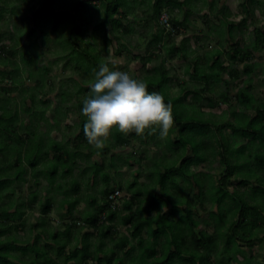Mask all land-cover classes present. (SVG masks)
<instances>
[{
    "label": "rangeland",
    "instance_id": "obj_1",
    "mask_svg": "<svg viewBox=\"0 0 264 264\" xmlns=\"http://www.w3.org/2000/svg\"><path fill=\"white\" fill-rule=\"evenodd\" d=\"M155 1L121 0L123 4L117 5L113 18L126 13L120 21L126 33L117 31L114 22L105 19L100 0H0V46L10 50L0 53V106L7 104L2 100H8L10 112H16L10 116L17 135L28 137L32 131L35 140L44 144L48 139L59 142L75 154L67 163L63 161L70 167L68 173L62 174L59 168L51 185L38 172L53 156L49 152L44 158L46 146L34 170L24 164L19 179L14 169L17 154H11L8 165L0 154V182H6L0 186V243L13 241L16 247L35 243L39 255L45 254L44 264H52L62 263L85 240L86 259L81 260L77 253L66 264H103L93 257L102 258L104 252L112 258L111 264L115 258L124 264H138L141 247L132 235L131 224H122L120 215L125 213L121 205L139 190L140 196L130 208L135 220L151 219L161 210L174 225L189 211L195 223L193 233L186 229L178 233L183 242L182 259L176 256L171 264H264V239H257L264 236V165L256 164L253 158L256 154L264 158V146L235 132L258 111L264 112V0H176V4H183L179 6L175 0H162L153 10ZM77 2L82 3L81 9H87L82 18L72 22V8ZM163 10L172 20L183 19L175 25L177 33L172 36L165 34L159 24ZM71 26L81 32L80 48L90 45V54L95 58L97 54L110 68L143 80L156 77L157 67L163 68V92L169 98L180 99L176 109L184 128L180 145L171 146L179 140V128L173 125L165 137H160L158 131L145 135L120 131V143L113 137V128L104 155L84 142L81 121L87 116L81 109L91 95L94 68H84V59L68 44ZM235 50L238 54L247 51L249 57L243 61L232 59ZM216 52L220 53L219 68L214 67ZM25 54L31 58L27 60L30 66L23 59ZM244 64L251 67L250 73L243 71ZM192 68L197 72L195 79L190 78ZM216 71L218 78L203 81L202 74ZM185 92L189 93L185 96ZM239 92L247 94V102L238 101ZM26 95L32 98L22 99ZM27 122L29 127L24 125ZM255 124L264 128L262 119ZM14 139L11 134L9 147L18 145ZM224 161L232 168L229 180L245 183L235 191L256 211L252 210L257 222L249 231L255 235L249 242L250 233L241 225L236 227L237 238L230 237V223L238 220L232 200L216 202L218 177L226 168ZM173 165L181 166L186 175L172 173L161 185L158 174ZM73 183L77 184L76 191L71 188ZM113 190H119L123 197L117 209L104 207L106 196ZM148 192L164 196L167 201L156 210L141 212ZM32 194L36 196L33 201ZM44 204L50 208L47 214L41 211ZM99 210L105 216L114 213L113 220L105 223L109 229L95 230L84 222L86 214ZM70 224L75 226L68 231L69 241L65 243L66 225ZM201 235L209 238L208 248L193 242V237L199 239ZM140 237L142 245L153 246L148 226L142 227ZM122 239L126 240L123 245ZM164 243V236H158L155 258L163 255ZM61 244L64 253L60 255L57 248ZM34 255L13 249L8 261L30 264ZM150 261L146 259L142 264Z\"/></svg>",
    "mask_w": 264,
    "mask_h": 264
},
{
    "label": "trees",
    "instance_id": "obj_2",
    "mask_svg": "<svg viewBox=\"0 0 264 264\" xmlns=\"http://www.w3.org/2000/svg\"><path fill=\"white\" fill-rule=\"evenodd\" d=\"M100 1H102L104 4L102 6H103V10H104L105 19L108 21H110V20L113 21L114 22L113 24L116 26L117 31L118 30L119 31L120 30L125 31L126 28H123L121 26L120 21L122 18L126 17V13H120V16H118L115 20L113 18L114 14L118 10L117 5L123 4L121 2V0H100ZM161 3H162V0H156L152 5L153 10L156 8V6L159 7V5ZM174 3L176 6L183 5L182 3L176 4L177 3L176 0ZM184 4H187V3H184ZM81 5H82L81 2H77L73 6V8H72L73 14H71V17H70L72 22L74 20H77L78 17L79 18L83 17L84 12L87 8L81 9ZM157 10H158V8H157ZM156 12L154 15H156ZM159 16H160V14H159ZM169 21L173 27H176L175 25L180 24L183 21V19L181 22H177V20H174V19L172 20L171 15L169 14ZM162 31L164 32L163 29H162ZM127 32L128 31L126 30V33ZM68 33H69L68 44L73 48L72 51H74L75 54L79 55L80 57H82L84 59L85 62L81 61L82 65H83V63H86L84 68H88L89 65H91L94 69L98 70L100 64L103 62L100 60V58L98 57L97 54H96V56H97L96 58L90 54V51L88 50V48L91 47L90 45L86 48H83V49L80 48V42L78 39H80V37L82 35H81V32L78 30V27L71 26L69 28ZM176 33H177V31H176ZM165 34L168 35L169 33H165ZM255 34H257V37H259L260 33L258 31H256ZM169 36H172V35L169 34ZM80 50H84V51L81 52ZM0 53H10V50L6 49L4 46H0ZM25 53H27V52H25ZM216 53H217L216 55L214 54L215 57H213L214 58V67L219 68L221 66H220V63H219V60L217 57L220 53H218V52H216ZM231 55H232L231 56L232 59H236L238 57L242 61L249 57V53L247 51L240 52L238 54L235 50V52L232 53ZM23 59L30 66V63L27 60H30L31 58H29L28 54L23 55ZM93 59H96L98 65H95V61ZM212 67L213 66H211L209 68V70ZM192 69L193 70H191L189 73L190 78L195 79V77L197 76V72H196L195 68H192ZM221 69L226 70L225 67H223ZM212 70H213V68H212ZM186 71H188V70H186ZM243 71H245V73L248 74L251 71V67L244 64L243 65ZM156 74H157L156 77H150V78H147L144 80L147 81L149 91L161 92L165 97V101L166 102L170 101L173 105V112L175 115L173 126L176 127V129L179 128V130H178L179 140L176 142H173L171 144V146L173 147V145H175L174 148H176L177 145H180L183 142L182 134L184 132L183 131L184 128H182V123H183L182 121L183 120L181 118V114L179 113L177 115L178 111L176 110L177 106L181 105L180 99L178 98V96L174 97V98L173 97L169 98L167 96V94L165 92H163L165 90V85H166L165 84L166 75H165L162 67H157ZM237 74H238V72L235 71V75H237ZM29 75H30V72H29ZM202 76L204 77L203 81L206 82L209 78H214V79L218 78V72L217 71L214 73L210 72L208 74H202ZM188 93L189 92H185L184 95L186 96ZM27 98L30 99V98H32V96L26 95V97H23L22 99L26 100ZM237 99L239 102H247L249 97L244 92H239ZM2 103H7V104L5 106H0V108H1V114H0V154L3 156L4 161H7V165L9 163V160L11 159V154H13V153L17 154L16 155L17 158L15 160V165H14V169H16L15 170L16 178H18V179L20 178L21 172H22V166L24 164L28 165L32 170H34V168L38 165L39 160L41 158L39 156V154L41 153L43 146L47 147L46 150L43 151V155L45 156L44 158H46L49 155V152H53V156L51 159L48 160V164L41 171H38V172H40L41 175H44V177H46L47 182L50 185L53 184L54 176L56 174H58L59 168L62 170L61 171L62 174L68 173L70 167L68 165L66 166L65 162L67 163L68 161H70L74 157L75 154L67 152L65 147L61 146V144L59 142L51 141L50 139H48L47 144H44V142L41 140H35L36 136L32 131L29 133L28 137H26V135L23 137L17 135V133H15L16 131L14 130V128L11 127V122L13 119L12 116H14L16 112H13V113L10 112V106H9L8 100L4 99V100H2ZM40 113H42V112H40ZM10 115H12V116H10ZM257 119L264 120V112L263 111H258L257 116L255 118L248 120L245 125L239 126L237 129L238 131H235V132H241V133L245 134L246 136H250L253 139H255L259 145L264 146V128L260 125L255 124V121ZM86 121H87V119H84V121H81V137H82V139H84V142L91 145L88 142V140L84 134V125H85ZM29 124H30V122L24 123L25 127L26 126L29 127ZM206 125H209V123H207ZM114 130H116V132L113 134L115 141L117 143L122 142L123 139L120 135V130L118 128H114ZM130 132H132V131H130ZM11 134L15 135V139L13 141H14V143H16V142L18 143V145L16 144L17 145L16 147H13L12 146L13 144L10 147L8 146V141L10 140ZM196 145H197V147H199V143H196ZM24 146H26V147L23 148ZM189 149L190 148H188L187 150H189ZM195 149H196V147H194L193 150L192 149H190V150L192 152H194ZM107 151H108L107 150V143L105 142V146L102 149H100V152L102 155H104L107 153ZM21 153H23V158H21ZM219 155H220V153H219ZM179 157H181V156L179 155ZM253 158L255 159L256 164L264 165V158L261 155L256 154ZM198 159H199V161L202 160L201 158H198ZM64 160H65V162H63ZM224 162L226 163V168L224 170L223 175H220L218 177V189H217L216 202L219 203L223 199L232 200V202L234 203V211L233 212L237 213L238 220H237V222H231L230 223V225H231L229 228V231L231 233L230 237L237 238L238 234L236 232V227L238 225L239 226L241 225V227L244 230H246L245 232L250 233L248 238H247V242H249V241H251L252 237H254V235H255L253 232H249L253 228V226H251V224L253 225L254 223L257 222V218H254V215L252 212V210L255 211V209L248 206L246 204V202L244 201V199L242 198V195L235 191L236 187L242 185L243 182L241 180H238V181H233V180L230 181L229 180L230 176L232 174V168L228 164V161H224ZM174 165L165 167L164 171L162 173L158 174V182L161 185L165 182L166 179H169V177L172 173L181 172V175H186V173H184V171H182L181 166H179V168H175ZM102 177H103V180H107L106 175H103ZM5 183H6L5 180H3V182H0V186L4 187ZM34 183H36V182H34ZM244 184L245 183H243V185ZM71 188L73 189V191H76L77 184L76 183L71 184ZM108 195L106 196V202H105L106 204L104 207L108 206V201H107ZM148 195L149 196H148V199L146 201V205L144 208H142L141 212H146V213L151 212L159 204H164L167 201L166 200L167 198H165V199L163 198L164 196L161 198V196H158L152 192H148ZM139 196H140V191L136 190L135 193L133 194V196L130 197V200L127 202H124L121 205L122 209L125 213L120 215V220H121L122 224H124V225H130L131 224L132 235L134 237H137V243L141 247V250L139 252L140 258H139L138 264L144 263L146 261V259H151V261L148 262L147 264H171L173 258L176 256L178 258L182 259V257H181V254H182L181 244L183 242L181 239H179L180 237L178 236V233L184 232L185 229L188 231V233H193V228L195 227V223L190 218L189 211H186L178 219L177 224H174V225L172 224L171 221H169L167 219V217L165 216L164 213L161 212V210H159L156 213V215L151 219L135 220L134 215L130 212V208L137 201ZM35 197H36L35 194H32L31 200L33 201L35 199ZM121 202H122V199H121ZM117 208L118 207H115L112 209H117ZM49 209L50 208H49L48 204H44L41 206V211L44 214H47ZM174 209H176V207H173L172 210H174ZM101 213H102V210H99V213H96V214H86V216L84 218V222L86 224L90 225L95 230L98 228L103 229V227L109 229L108 226H105V223L106 222L109 223L113 220L114 213L110 212L106 216L103 213L102 214ZM240 219L243 220L242 224L239 223ZM178 223L182 224V226L180 227L178 225ZM72 226H75V224H70L68 226L66 225V230H65V234H64L65 238H66L65 243L69 241V239H68L69 238V232L68 231H70L72 229ZM144 226H148V232L150 233V237L153 241V246L152 245H142L143 240L140 237V232H141L142 227H144ZM173 230H175V232ZM160 235L164 236V238H165V243L163 245V248L165 250H164V253L162 256L155 258L156 252H155L154 245L156 244L157 238ZM52 238L53 239L57 238V234L52 236ZM84 238H86V237L84 236ZM257 239H264V236L261 238H259L257 236ZM193 242L195 244H201L205 248H208L210 245V240L206 235H201L199 237V239H197L196 237H193ZM125 243H126V240L122 239L120 244L123 245ZM35 245L36 244L34 243V244H27L24 247H16V246H14L13 241L1 242L0 243V263L1 264H12L11 262L8 261V256L10 255V251H12L13 249H18L22 253H26V252L35 253L33 260L31 261L30 264H44L45 262H47L46 258H45V254L40 253V255H39V251L36 249ZM63 251H64V246H63V244H61L57 248V252H58V254L61 255V253H64ZM77 253L80 255L81 260L86 259L87 242L85 240L82 241L81 248L78 249L77 247H74L73 251L69 252L66 260H64L62 263H58L57 261H54V262H52V264H66V262L68 260H70L71 258H75ZM93 259L96 261H102L103 264H111L112 263V258L109 255H107V252L103 253L102 258H100L98 256H94ZM187 260H189V259H187ZM113 262H114V264H124L120 258H115L113 260Z\"/></svg>",
    "mask_w": 264,
    "mask_h": 264
},
{
    "label": "clouds",
    "instance_id": "obj_3",
    "mask_svg": "<svg viewBox=\"0 0 264 264\" xmlns=\"http://www.w3.org/2000/svg\"><path fill=\"white\" fill-rule=\"evenodd\" d=\"M93 71L91 95L81 109L87 116L84 134L90 144L102 149L113 128L167 136L174 123L173 105L161 92L149 91L147 81L107 63Z\"/></svg>",
    "mask_w": 264,
    "mask_h": 264
},
{
    "label": "built area",
    "instance_id": "obj_4",
    "mask_svg": "<svg viewBox=\"0 0 264 264\" xmlns=\"http://www.w3.org/2000/svg\"><path fill=\"white\" fill-rule=\"evenodd\" d=\"M159 24L161 26V29H163L165 33H169L171 35H174L175 32L177 31V28L173 27L170 24L169 14L165 10H163L160 13ZM122 198L123 197H122L121 192L119 190H114L111 194H109V196L107 198L109 207L110 208H115L118 205H120V201H121Z\"/></svg>",
    "mask_w": 264,
    "mask_h": 264
},
{
    "label": "bare ground",
    "instance_id": "obj_5",
    "mask_svg": "<svg viewBox=\"0 0 264 264\" xmlns=\"http://www.w3.org/2000/svg\"><path fill=\"white\" fill-rule=\"evenodd\" d=\"M191 12V11H190Z\"/></svg>",
    "mask_w": 264,
    "mask_h": 264
}]
</instances>
